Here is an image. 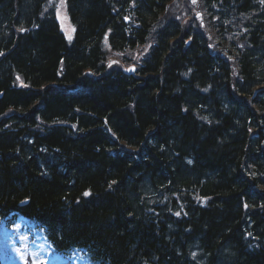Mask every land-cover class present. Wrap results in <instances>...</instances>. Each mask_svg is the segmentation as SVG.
<instances>
[{
  "label": "trees",
  "instance_id": "obj_1",
  "mask_svg": "<svg viewBox=\"0 0 264 264\" xmlns=\"http://www.w3.org/2000/svg\"><path fill=\"white\" fill-rule=\"evenodd\" d=\"M51 1L0 0V216L99 264H264V3L198 0L205 32L64 0L68 43Z\"/></svg>",
  "mask_w": 264,
  "mask_h": 264
},
{
  "label": "rangeland",
  "instance_id": "obj_2",
  "mask_svg": "<svg viewBox=\"0 0 264 264\" xmlns=\"http://www.w3.org/2000/svg\"><path fill=\"white\" fill-rule=\"evenodd\" d=\"M181 4V3H180ZM177 7L174 6V3L171 5V9L170 11H172L173 13H175V10ZM7 247V244H3L2 248H6ZM6 249L2 250L1 253H2V257H3V260H4V263L3 264H22L24 258H25V255L24 254H21V256L19 257L18 255H16V253L14 252V256L10 259H8V255L6 254L8 251H5ZM11 253V252H10Z\"/></svg>",
  "mask_w": 264,
  "mask_h": 264
},
{
  "label": "snow or ice",
  "instance_id": "obj_3",
  "mask_svg": "<svg viewBox=\"0 0 264 264\" xmlns=\"http://www.w3.org/2000/svg\"><path fill=\"white\" fill-rule=\"evenodd\" d=\"M261 3H264V0H260ZM198 3V0H192V4H197ZM53 6H55L54 4V0H53ZM57 11H59V9H57ZM197 17L199 18L200 17V13H197L196 14ZM201 26H203V24L201 23ZM69 39H71V37L69 36ZM0 55H2V53H0ZM130 71H135V69H130ZM85 196L89 195V193H84ZM176 215H179V213H176Z\"/></svg>",
  "mask_w": 264,
  "mask_h": 264
},
{
  "label": "bare ground",
  "instance_id": "obj_4",
  "mask_svg": "<svg viewBox=\"0 0 264 264\" xmlns=\"http://www.w3.org/2000/svg\"><path fill=\"white\" fill-rule=\"evenodd\" d=\"M91 72V71H90Z\"/></svg>",
  "mask_w": 264,
  "mask_h": 264
}]
</instances>
